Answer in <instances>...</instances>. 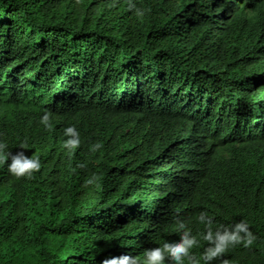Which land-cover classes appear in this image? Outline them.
Wrapping results in <instances>:
<instances>
[{"label":"trees","instance_id":"obj_1","mask_svg":"<svg viewBox=\"0 0 264 264\" xmlns=\"http://www.w3.org/2000/svg\"><path fill=\"white\" fill-rule=\"evenodd\" d=\"M0 140L42 165L0 167V264L142 259L201 212L252 234L213 264H264V0H0Z\"/></svg>","mask_w":264,"mask_h":264},{"label":"clouds","instance_id":"obj_2","mask_svg":"<svg viewBox=\"0 0 264 264\" xmlns=\"http://www.w3.org/2000/svg\"><path fill=\"white\" fill-rule=\"evenodd\" d=\"M40 123L50 127V117L47 113L41 117ZM65 135L71 138L64 141L63 147L69 151V154H73L81 146L80 133L75 126H72L65 129ZM101 147L102 145L96 144L92 147V151H97ZM19 149L21 151L13 154L8 143L0 140V167L6 165L7 171L15 178L32 180L35 174L41 171V161L36 156L26 155L23 150L27 149V144H21ZM195 220L197 224L203 226V231L196 235H193L181 221L177 224L178 240H166L160 246L145 250L142 259L123 254L105 258L101 264H169V261L171 264H201V261L203 264H213L229 247L241 243L247 246L252 243V234L244 222L216 226L207 212L199 213ZM201 240L206 241L208 247L197 259L193 249L201 247Z\"/></svg>","mask_w":264,"mask_h":264}]
</instances>
